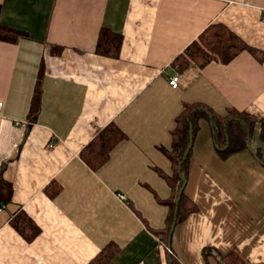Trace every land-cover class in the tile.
I'll list each match as a JSON object with an SVG mask.
<instances>
[{
	"label": "crops",
	"instance_id": "1",
	"mask_svg": "<svg viewBox=\"0 0 264 264\" xmlns=\"http://www.w3.org/2000/svg\"><path fill=\"white\" fill-rule=\"evenodd\" d=\"M0 22L22 30L0 39V167L13 183L0 203V264H215L239 252L264 264V140L226 158L212 122L199 120L185 194L198 209L167 227L174 200L172 130L184 104L264 119V0H0ZM222 22L256 49L199 66L188 46ZM122 34L118 56L98 53L101 29ZM190 59L180 66L176 59ZM42 71L41 107H30ZM180 75L178 87L169 79ZM124 137L98 168L83 157L102 128ZM259 154V155H258ZM124 195L125 198H122ZM28 215L38 235L12 225ZM206 249L215 252L205 260ZM170 250V251H169Z\"/></svg>",
	"mask_w": 264,
	"mask_h": 264
},
{
	"label": "trees",
	"instance_id": "2",
	"mask_svg": "<svg viewBox=\"0 0 264 264\" xmlns=\"http://www.w3.org/2000/svg\"><path fill=\"white\" fill-rule=\"evenodd\" d=\"M1 10V5H0ZM22 30L2 24L0 22V39L16 41L22 35ZM122 45V34L108 27H103L99 33L97 51L98 53L110 56H118ZM244 49L256 52V49L249 45L242 37L232 31L222 22H213L208 25L187 48L190 59L199 66H205L212 60H219L224 63L230 62L238 53ZM190 59L184 54L180 55L176 62L180 66L186 65ZM42 71L39 72L37 84L30 107V120L37 119L41 107ZM207 117L212 122L215 132V140L220 155L224 158L238 151V149L248 144L252 130L259 126L262 139L264 140V119L258 120L253 115L229 108L226 114L213 112L202 103L184 104L182 112L176 117V126L172 130L173 146L170 157L175 165V177L172 180L174 188V200L167 227L158 233L162 236V241L169 244V235L176 217V225L184 221L189 214L196 211L198 206L182 193L178 204L177 214L176 203L180 188L184 180H187L189 162L192 155L193 146L189 149L187 156L184 155L191 142V131L194 134L198 128L199 120ZM124 137V132L113 123L108 124L100 130L97 136L86 147L83 152L84 159L94 168H98L105 163L112 152L113 147ZM259 155V154H258ZM6 163L0 167V203L6 204L12 201L14 194L13 183L4 176ZM180 168V170H179ZM12 225L28 240L34 239L39 232L38 226L26 214L20 213L12 219ZM115 245H110L102 250L89 264H108L116 253ZM213 249H206L205 260ZM218 261L215 264H250L239 252L233 251L226 255L218 253ZM170 264H181L178 259L170 254Z\"/></svg>",
	"mask_w": 264,
	"mask_h": 264
},
{
	"label": "water",
	"instance_id": "3",
	"mask_svg": "<svg viewBox=\"0 0 264 264\" xmlns=\"http://www.w3.org/2000/svg\"><path fill=\"white\" fill-rule=\"evenodd\" d=\"M192 143H193V136H192V131H191V142H190L189 147L187 148V151H186V153H185V155H184V158L187 156V154H188V152H189V149H190L191 146H192ZM179 170H180V168H179ZM186 182H187V180H184V183H183V185H182V187L180 188L179 193H178L177 203H176V210H175L176 214H177V211H178V204H179V201H180V199H181L182 193H183L184 188H185V186H186ZM176 220H177V218L175 217V218H174V221H173V225H172V227H171L170 235H169V248H170V245H171L172 234H173L174 229H175V227H176Z\"/></svg>",
	"mask_w": 264,
	"mask_h": 264
},
{
	"label": "built area",
	"instance_id": "4",
	"mask_svg": "<svg viewBox=\"0 0 264 264\" xmlns=\"http://www.w3.org/2000/svg\"><path fill=\"white\" fill-rule=\"evenodd\" d=\"M179 79H180V75L178 73H175L174 75H172L169 79V82L170 84L173 86V87H178L179 85ZM3 105V101H0V109ZM122 198H125L124 195H121ZM5 208V205H1V209H4ZM170 251V250H169Z\"/></svg>",
	"mask_w": 264,
	"mask_h": 264
}]
</instances>
